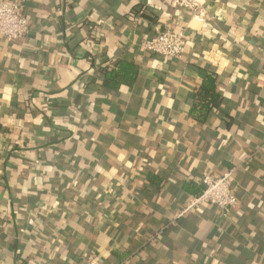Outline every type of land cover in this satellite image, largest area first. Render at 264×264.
Listing matches in <instances>:
<instances>
[{"label": "crops", "instance_id": "0c3cea01", "mask_svg": "<svg viewBox=\"0 0 264 264\" xmlns=\"http://www.w3.org/2000/svg\"><path fill=\"white\" fill-rule=\"evenodd\" d=\"M28 34L0 38V264H264V0H5ZM183 31L181 59L142 43ZM138 66L129 89L97 81ZM217 76L221 104L188 112ZM232 173L224 217L187 183ZM161 180L157 188L149 180Z\"/></svg>", "mask_w": 264, "mask_h": 264}, {"label": "built area", "instance_id": "2783aa9c", "mask_svg": "<svg viewBox=\"0 0 264 264\" xmlns=\"http://www.w3.org/2000/svg\"><path fill=\"white\" fill-rule=\"evenodd\" d=\"M174 7H179L193 13L195 19L203 13L205 0H170ZM29 31L27 20L22 16L17 3L0 0V38L8 43L22 40ZM187 40L183 31H172L165 28L156 35L142 43V48L150 53L158 55L162 59H181L185 53ZM232 171L220 177L204 175L201 178L203 191L197 197H192L184 209L177 215L197 209L203 205L217 208L226 217L240 205L239 198L232 190ZM83 264H98L92 256H88Z\"/></svg>", "mask_w": 264, "mask_h": 264}, {"label": "trees", "instance_id": "16d2710c", "mask_svg": "<svg viewBox=\"0 0 264 264\" xmlns=\"http://www.w3.org/2000/svg\"><path fill=\"white\" fill-rule=\"evenodd\" d=\"M138 66L129 60H118L101 70L99 74L100 86L109 91L129 89L136 82ZM222 96L217 87V76L208 73L196 85L193 91V100L189 109V116L200 124L206 123L214 110L221 104ZM149 180L157 188H160L161 180L155 175H150ZM190 196L197 197L203 191V186L196 182L187 183L183 187Z\"/></svg>", "mask_w": 264, "mask_h": 264}]
</instances>
